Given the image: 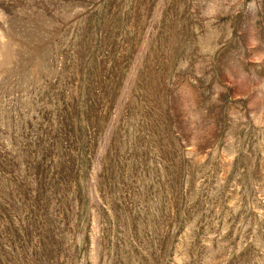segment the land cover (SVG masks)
<instances>
[{
    "label": "rangeland",
    "instance_id": "374dc122",
    "mask_svg": "<svg viewBox=\"0 0 264 264\" xmlns=\"http://www.w3.org/2000/svg\"><path fill=\"white\" fill-rule=\"evenodd\" d=\"M0 264H264V0H0Z\"/></svg>",
    "mask_w": 264,
    "mask_h": 264
}]
</instances>
